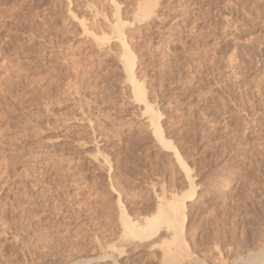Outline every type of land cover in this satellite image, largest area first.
<instances>
[{"label": "rangeland", "instance_id": "1", "mask_svg": "<svg viewBox=\"0 0 264 264\" xmlns=\"http://www.w3.org/2000/svg\"><path fill=\"white\" fill-rule=\"evenodd\" d=\"M113 2L0 0V264H248L264 254V0ZM140 4L155 13L136 23ZM116 6L194 179L177 245L123 242V217L189 187L125 78Z\"/></svg>", "mask_w": 264, "mask_h": 264}, {"label": "bare ground", "instance_id": "2", "mask_svg": "<svg viewBox=\"0 0 264 264\" xmlns=\"http://www.w3.org/2000/svg\"><path fill=\"white\" fill-rule=\"evenodd\" d=\"M110 2L114 3L113 0H110ZM143 5L144 4L139 5L140 10H142L144 12V13L142 12L143 16H137L136 20H135L136 23L137 22H143V21L149 19L155 13L149 7H147L146 4L144 6ZM115 9H116V14L114 15L115 18H114V23L112 24V29H113V32L115 34V38L120 42L122 50H123V56L120 58L121 59V66H122L123 71L125 73V76H126L125 78L127 79V82L129 83V85H131L130 87L132 89L131 92L133 93L134 100L138 104H141L144 107V109H142L143 116H146L147 123H149V125L152 127V130H153L152 133H153L155 140L162 146L164 151L170 152L174 156V158H176L177 163L180 165L179 167L182 168V170L185 174L186 181H187L188 187H189L188 192L183 193L182 194L183 196L182 195L177 196V194H176L175 196H172L170 198L169 197H162L161 200L159 201L157 211L154 214L145 217L143 219L142 223L132 222L131 220H129V218L126 219L125 218L126 216L124 215L125 217L122 218V225H123L125 232H126L125 238H127V239L123 242H125V244L127 242V244H129L131 246L136 243L135 244V246H136L138 244L137 242H139V244L144 243L142 240L145 238H146V240H147V238H151V241H153L152 238H157V237L160 238L162 236L161 234H163V232H166V233L172 234L171 238L174 241H176L173 244L177 245V241L180 238H183V236L181 234H183V232H184L186 220H187V214H186L187 203L194 200V196L196 193L194 179H193V176H191V173L189 170L190 168H188L186 166V164L183 162V159L180 156L179 151H177V149L172 145L171 141H169L165 138L164 133H163V129H162V126L160 123L161 122L160 120L162 118V114L160 113V111L158 109H156V107L154 108V106H152L151 102L148 101V93H147V90L145 87V83L138 81L136 76H135V68L137 65V61H136L137 58H136L135 54L132 52V50L129 47V44L127 42L128 39H127L126 35H128L127 33H129L128 31H127V33L125 31L128 29V28L126 29L127 23L124 24L122 22L120 15H119L121 13H119V9L117 8V6L115 7ZM87 30L85 28V31H87ZM148 240H147V242H148ZM140 241H142V242H140ZM181 241H183V240L181 239ZM181 241L179 240L180 243H181ZM123 242H121V243H123ZM183 245H184V243L182 244V246ZM180 246H181V244H180ZM126 247H128V246H126ZM254 255H255V257L253 259H251V261L248 262V264H263L264 263V254L263 253H262V255H256V254H254ZM172 257L170 256L168 264L175 262L174 261L175 259L174 260L171 259ZM177 263H178V261H177ZM81 264H83V263H81ZM239 264H247V263L240 261Z\"/></svg>", "mask_w": 264, "mask_h": 264}]
</instances>
